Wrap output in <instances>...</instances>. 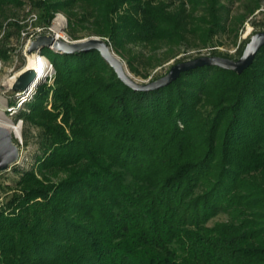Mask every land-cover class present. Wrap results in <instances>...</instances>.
Instances as JSON below:
<instances>
[{
  "label": "trees",
  "instance_id": "16d2710c",
  "mask_svg": "<svg viewBox=\"0 0 264 264\" xmlns=\"http://www.w3.org/2000/svg\"><path fill=\"white\" fill-rule=\"evenodd\" d=\"M31 1L42 23L64 12L74 40L90 29L125 58L129 44L180 45L204 0ZM14 7L0 0V28ZM223 10L207 0L202 21L227 32ZM41 52L55 84L17 117L45 140L0 203V264H264V48L242 75L203 66L154 91L128 87L97 50Z\"/></svg>",
  "mask_w": 264,
  "mask_h": 264
},
{
  "label": "rangeland",
  "instance_id": "374dc122",
  "mask_svg": "<svg viewBox=\"0 0 264 264\" xmlns=\"http://www.w3.org/2000/svg\"><path fill=\"white\" fill-rule=\"evenodd\" d=\"M164 1L172 4L173 8L179 4L174 0ZM257 1L259 8L250 15L246 13L244 7V4L248 2L247 0H220V4L226 6L227 10L220 11L219 15H228L229 20L228 30L223 32L219 28L213 27L210 20L202 21L207 12V0H204L194 13L195 21L190 25L192 31L187 34L186 39L180 45L164 46L154 51L152 48L143 45L129 44L126 48L125 58L117 55L125 63L128 73L140 83L159 79L165 76L174 65L202 56L215 55L238 60L243 55L252 36L264 31V0ZM21 2L22 7H14L13 16L0 28V49H4L7 54L4 58L0 56V123H11L20 127L19 138L8 129L13 143L18 148L19 157L8 168L0 169V203L2 204H6L19 193L17 182L23 171H28L34 167L36 157L42 154L41 146L45 140V135L40 128L25 124L22 119L17 117L18 114H11L9 111L17 103L21 93L15 91L14 86L22 74L28 70L31 71V66L35 63V57L34 60H31L33 56L28 54L30 43L39 36L62 30L59 23L60 19H56L59 14L67 19L65 33L73 42L98 37L93 35L89 29L79 31V39L74 40L69 33L66 13L57 12L48 25L41 22V12L31 0H21ZM252 5L255 6V3ZM188 7L190 8V6ZM12 22L17 23L20 30L9 26ZM55 80L56 73L54 72L52 77L33 81L30 89H33L35 93L39 83L43 82L48 83L49 86H54ZM51 101L52 94L50 95ZM49 109H51V105H49ZM61 176L64 174L61 173ZM228 219L227 215L221 214L211 220L209 225L214 226L217 223L226 222Z\"/></svg>",
  "mask_w": 264,
  "mask_h": 264
},
{
  "label": "water",
  "instance_id": "95a60500",
  "mask_svg": "<svg viewBox=\"0 0 264 264\" xmlns=\"http://www.w3.org/2000/svg\"><path fill=\"white\" fill-rule=\"evenodd\" d=\"M51 46H54L57 51L69 55H74L83 51L97 50L111 69L115 71L118 78L128 87L136 91H154L170 86L178 80L183 73L203 66H216L242 75L246 70L251 68L260 51L264 48V31L258 32L252 36L243 55L238 60L215 55L202 56L194 60L178 63L174 65L165 76L148 83H140L128 73L125 63L115 53L112 45L105 38L93 37L85 41L68 43L56 38L54 35H42L30 43L28 54L34 56L37 50ZM33 81H38L35 70L22 74L14 86V89L17 92H26L32 87ZM18 157V149L12 141L10 131L0 126V169L8 168L18 160Z\"/></svg>",
  "mask_w": 264,
  "mask_h": 264
},
{
  "label": "built area",
  "instance_id": "2783aa9c",
  "mask_svg": "<svg viewBox=\"0 0 264 264\" xmlns=\"http://www.w3.org/2000/svg\"><path fill=\"white\" fill-rule=\"evenodd\" d=\"M56 19L57 20L60 19L59 23L61 24V29H62L60 31L63 32L64 34H62L60 31H58L57 33L53 32V34L52 33H47V34L54 35V36H56V38L64 40L68 43H74L69 38V36H67V34L65 33V28L67 27V19L62 14H59V16ZM50 48L55 49L54 46H51ZM34 57H35V61H34L35 62V69L34 70L36 71L37 68L39 67L40 71L44 70V74L46 72V74L43 78H48L50 76L52 77L54 72H55L54 65L45 55L42 54L41 49L37 50L35 52ZM43 59H47V63L43 62ZM33 96H34V90L33 89H30L26 92H21L19 94L17 103L14 106H12L9 110L11 112V114H17L18 111L24 107L26 102L33 99Z\"/></svg>",
  "mask_w": 264,
  "mask_h": 264
},
{
  "label": "bare ground",
  "instance_id": "6f19581e",
  "mask_svg": "<svg viewBox=\"0 0 264 264\" xmlns=\"http://www.w3.org/2000/svg\"><path fill=\"white\" fill-rule=\"evenodd\" d=\"M31 60H34V56L31 57ZM43 62H46L47 63V59H43ZM34 69H35V63L32 64L31 71H33ZM39 69L40 68L38 67L37 70H36L37 79H42L45 76L46 72L44 74V70L40 71ZM31 71L28 70L25 73H28V72H31ZM0 126L3 127V128H5V129H7V130L8 129L11 130L15 134V136L17 138H19V136H20V127L19 126H14L11 123H9V124H6V123L2 124V123H0Z\"/></svg>",
  "mask_w": 264,
  "mask_h": 264
}]
</instances>
